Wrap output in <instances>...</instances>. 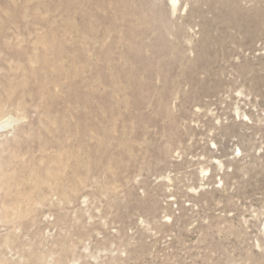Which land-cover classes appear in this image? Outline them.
Masks as SVG:
<instances>
[{"label":"rangeland","instance_id":"rangeland-1","mask_svg":"<svg viewBox=\"0 0 264 264\" xmlns=\"http://www.w3.org/2000/svg\"><path fill=\"white\" fill-rule=\"evenodd\" d=\"M0 264H264V0H0Z\"/></svg>","mask_w":264,"mask_h":264}]
</instances>
